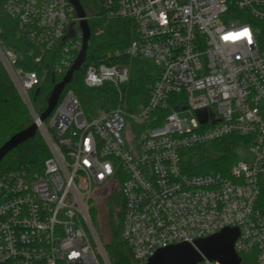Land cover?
Listing matches in <instances>:
<instances>
[{
	"label": "built area",
	"instance_id": "1",
	"mask_svg": "<svg viewBox=\"0 0 264 264\" xmlns=\"http://www.w3.org/2000/svg\"><path fill=\"white\" fill-rule=\"evenodd\" d=\"M0 3L40 52L35 63L63 43L55 70L73 66L82 36L75 40L70 29L80 19L69 0ZM103 7L137 27L117 57L161 69L138 109L122 98L128 65L101 64L87 68L84 84L115 87L118 107L88 117L69 90L41 123L29 97L39 74L19 67L0 42V60L50 152L41 173L0 174V264H111L91 211L113 194L123 202L122 241L138 264L229 229L240 233L238 256L255 252L264 264V0H103ZM185 112L191 120L181 119ZM229 136L247 140L240 148L249 160L234 163L230 177L191 173L193 153ZM199 264L221 263L203 256Z\"/></svg>",
	"mask_w": 264,
	"mask_h": 264
},
{
	"label": "trees",
	"instance_id": "2",
	"mask_svg": "<svg viewBox=\"0 0 264 264\" xmlns=\"http://www.w3.org/2000/svg\"><path fill=\"white\" fill-rule=\"evenodd\" d=\"M80 2L87 14L92 36L86 62L74 74L73 81L67 86L61 100L67 91H73L88 117L97 116L100 111L118 107L120 96L115 87L105 84L103 87L90 89L85 86L84 79L89 66L126 64L130 69V80L123 87L122 98L127 107L140 108L148 102L150 90L160 78L161 69L149 60L133 59L125 54L117 57V52H124L137 39L136 24L130 19L109 18L104 10L103 0H80ZM70 29L74 31V39L81 41L80 24H72ZM0 42L6 49L17 55L19 67L39 74L41 83L30 91L29 97L34 109L41 116L48 107L55 86L70 70L58 74L54 67L62 57L63 43H58L54 50L44 55L41 63H35L40 52L29 40L27 34L20 29L19 24L7 15L2 3H0ZM32 124L28 108L0 60V148L14 135ZM246 143L247 140L240 136H229L214 142L215 150L222 156L217 160L208 161L203 167L191 168V173L218 172L230 177L231 168L238 156L237 151ZM49 158L50 152L41 134L37 132L33 139L17 147L1 161L0 174L41 173ZM185 165L189 172L192 163L188 161ZM110 197L121 198L118 194L105 195L91 211L92 222L111 264H138L121 238L123 202L117 212L110 216L108 213V208L112 205ZM104 201L108 202L104 203ZM258 204L264 208V188ZM105 209H107L108 217L105 215ZM240 259V264H257L255 252L241 255Z\"/></svg>",
	"mask_w": 264,
	"mask_h": 264
},
{
	"label": "water",
	"instance_id": "3",
	"mask_svg": "<svg viewBox=\"0 0 264 264\" xmlns=\"http://www.w3.org/2000/svg\"><path fill=\"white\" fill-rule=\"evenodd\" d=\"M74 7L78 18L80 19V28L82 31V49L74 62L73 66L67 72L63 80L57 84L52 92L46 111L40 116V122H46L53 111L58 106L61 96L72 81L74 74L78 72L86 62L89 41L92 33L87 20V14L80 0H69ZM200 120L207 121L206 111L197 113ZM38 132V126L33 123L29 128L14 135L8 142L0 148V163L13 150L33 139ZM239 231L236 229L225 230L208 239L195 242V245L184 243L172 246L168 249L158 252L148 264H199L203 261V256L211 261L221 264H240L241 259L235 251V243L239 238Z\"/></svg>",
	"mask_w": 264,
	"mask_h": 264
},
{
	"label": "rangeland",
	"instance_id": "4",
	"mask_svg": "<svg viewBox=\"0 0 264 264\" xmlns=\"http://www.w3.org/2000/svg\"><path fill=\"white\" fill-rule=\"evenodd\" d=\"M28 111H29L31 119H32V121L34 123V117H33L32 113H31V111L29 109H28ZM180 117H181V119H183V120L185 119L187 121L192 119V115L189 112L181 113ZM237 153H238V156H237V159H236L235 163H237L239 161H246V160L250 159L249 151L246 148H242L241 147L240 149H238ZM221 156H222V154L218 153L215 150L214 143L213 144H209L208 146L202 148V150L192 154L193 166L196 167V168L203 167V166H205L208 163V161L217 160ZM101 199L103 200V198H98L94 202V207L97 205V203ZM106 202H108V201H104V203H106ZM110 202L112 203V205H111V207L108 208L109 209L108 213L110 214V216H113L115 214V212H117V209L120 207L121 202H122V198H117L116 199V197H110ZM101 212H102V214L104 213L103 210ZM105 212H106L105 215H107V209H105ZM107 217H108V215H107ZM104 227H105V225H104ZM102 244H103V242H102Z\"/></svg>",
	"mask_w": 264,
	"mask_h": 264
},
{
	"label": "snow or ice",
	"instance_id": "5",
	"mask_svg": "<svg viewBox=\"0 0 264 264\" xmlns=\"http://www.w3.org/2000/svg\"><path fill=\"white\" fill-rule=\"evenodd\" d=\"M244 35H248V33H247V30H245V33H244Z\"/></svg>",
	"mask_w": 264,
	"mask_h": 264
},
{
	"label": "bare ground",
	"instance_id": "6",
	"mask_svg": "<svg viewBox=\"0 0 264 264\" xmlns=\"http://www.w3.org/2000/svg\"><path fill=\"white\" fill-rule=\"evenodd\" d=\"M87 20H88V18H87Z\"/></svg>",
	"mask_w": 264,
	"mask_h": 264
}]
</instances>
